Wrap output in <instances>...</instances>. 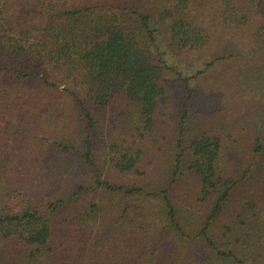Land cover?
Masks as SVG:
<instances>
[{
  "label": "trees",
  "instance_id": "1",
  "mask_svg": "<svg viewBox=\"0 0 264 264\" xmlns=\"http://www.w3.org/2000/svg\"><path fill=\"white\" fill-rule=\"evenodd\" d=\"M0 264H264V0H0Z\"/></svg>",
  "mask_w": 264,
  "mask_h": 264
}]
</instances>
